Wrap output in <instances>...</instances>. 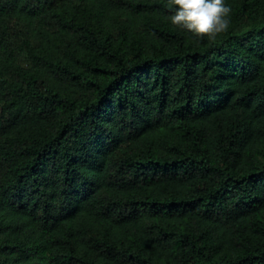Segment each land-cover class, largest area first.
I'll use <instances>...</instances> for the list:
<instances>
[{
    "label": "trees",
    "instance_id": "16d2710c",
    "mask_svg": "<svg viewBox=\"0 0 264 264\" xmlns=\"http://www.w3.org/2000/svg\"><path fill=\"white\" fill-rule=\"evenodd\" d=\"M225 2L0 0V264H264V0Z\"/></svg>",
    "mask_w": 264,
    "mask_h": 264
},
{
    "label": "clouds",
    "instance_id": "9594fccd",
    "mask_svg": "<svg viewBox=\"0 0 264 264\" xmlns=\"http://www.w3.org/2000/svg\"><path fill=\"white\" fill-rule=\"evenodd\" d=\"M169 17L177 28L187 30L195 37L214 40L231 25V7L225 0H168Z\"/></svg>",
    "mask_w": 264,
    "mask_h": 264
}]
</instances>
